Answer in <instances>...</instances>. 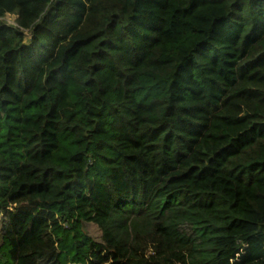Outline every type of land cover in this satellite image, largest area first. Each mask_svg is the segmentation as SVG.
<instances>
[{
  "label": "trees",
  "instance_id": "trees-1",
  "mask_svg": "<svg viewBox=\"0 0 264 264\" xmlns=\"http://www.w3.org/2000/svg\"><path fill=\"white\" fill-rule=\"evenodd\" d=\"M6 13L0 264H264V0Z\"/></svg>",
  "mask_w": 264,
  "mask_h": 264
},
{
  "label": "rangeland",
  "instance_id": "rangeland-1",
  "mask_svg": "<svg viewBox=\"0 0 264 264\" xmlns=\"http://www.w3.org/2000/svg\"><path fill=\"white\" fill-rule=\"evenodd\" d=\"M0 20L11 25H16V15L6 13L4 16L0 17ZM30 36V33L25 31V37L26 39ZM86 229L88 230V233L97 241L100 240V232L95 229L94 225H91L89 223L85 224Z\"/></svg>",
  "mask_w": 264,
  "mask_h": 264
}]
</instances>
